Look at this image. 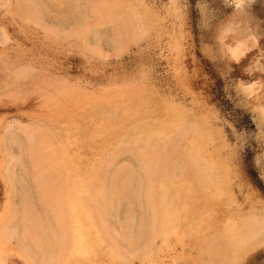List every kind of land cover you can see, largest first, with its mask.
I'll return each mask as SVG.
<instances>
[{
  "label": "rangeland",
  "instance_id": "rangeland-1",
  "mask_svg": "<svg viewBox=\"0 0 264 264\" xmlns=\"http://www.w3.org/2000/svg\"><path fill=\"white\" fill-rule=\"evenodd\" d=\"M251 213L264 0H0V264H264L223 243Z\"/></svg>",
  "mask_w": 264,
  "mask_h": 264
},
{
  "label": "bare ground",
  "instance_id": "bare-ground-1",
  "mask_svg": "<svg viewBox=\"0 0 264 264\" xmlns=\"http://www.w3.org/2000/svg\"><path fill=\"white\" fill-rule=\"evenodd\" d=\"M46 11V10H45ZM103 124V123H102ZM189 126V128L188 129H185L184 131H182L181 133H180V136H181V140H186L187 139V132H189V131H191V132H193V131H195V132H197L198 133V135H199V137L200 136H202V135H208L209 136V134H210V132H208V129L207 128H205V130L204 129H199L198 131H197V127H198V125H196V124H190V125H188ZM211 135V134H210ZM212 136V135H211ZM207 138V137H206ZM210 138V137H209ZM204 139V138H203ZM208 139V138H207ZM206 140V139H205ZM202 141V140H201ZM204 141V140H203ZM205 143V142H204ZM209 143V142H208ZM52 145V144H51ZM174 146V145H173ZM170 147V148H168L167 149V151H166V153H164L163 155H162V160L163 161H171L172 160V158H173V154H174V151H175V148L178 146V145H175V147ZM199 148V147H198ZM201 150V149H200ZM200 150H198V153H199V151ZM51 152V151H50ZM192 152V151H191ZM54 153V152H53ZM187 154V153H186ZM203 155V154H202ZM63 157L65 156V154H63L62 155ZM191 159L193 160L192 161V163H197V165H200V162L199 161H203V159L201 160H199V159H197V160H195V158H193V157H191ZM173 161H175V159H173ZM49 163H50V161H49ZM207 166L206 165H204V168L201 170L202 172H204L205 170V168H206ZM169 170V169H168ZM68 172H70V171H68ZM72 173H74V171L72 172ZM159 174V173H158ZM161 174V173H160ZM35 175V174H34ZM70 175V174H69ZM151 175V174H150ZM149 174H148V176H150ZM39 176V175H38ZM43 176V175H42ZM217 177V176H216ZM203 178H205V177H203ZM72 179V178H71ZM23 180H25V181H27L25 178L23 179ZM73 180V179H72ZM75 181V180H74ZM153 181H156L155 179H153ZM129 182V181H128ZM209 182V181H208ZM68 183V182H67ZM72 183H74V182H72ZM128 184H130V183H128ZM64 185V184H63ZM62 185V186H63ZM60 187V189L59 190H57L55 193H53L54 195H56V196H59L58 197V203H60V202H62V201H64V200H66V198L67 197H65V194H64V192H63V187ZM36 187V186H35ZM199 187V186H198ZM23 188H25V187H23ZM48 188V187H47ZM73 186H72V189L71 190H73ZM126 188H127V186H126ZM151 188V187H150ZM150 188L148 187L146 190L149 192L150 191ZM205 185L203 184V183H201V186H200V188H198L199 190H201V191H203V190H205ZM31 189V188H30ZM50 189V188H49ZM67 189V188H66ZM65 189V190H66ZM143 189V188H142ZM74 192H75V189L73 190ZM27 194H28V192H26ZM26 193H25V195H26ZM59 193V194H58ZM75 194H76V192H75ZM128 194V193H127ZM73 196H74V193L72 194ZM71 197V196H70ZM28 198H29V195H28ZM27 197L25 198V203L27 204L26 205V209H25V213H24V220L25 221H30V224L32 225V229H34V230H38V229H40V228H42V224L41 225H36L35 223H37L36 222V220H35V216H34V214L33 213H31V212H29L28 211V208L30 207L29 205L30 204H32L31 202H30V199H28ZM35 198V197H34ZM39 198V197H38ZM42 198V197H41ZM40 198V199H41ZM76 198V197H75ZM74 199V198H73ZM78 199V198H77ZM79 200V199H78ZM181 200H182V198H181ZM33 201V200H32ZM73 201V200H72ZM182 202H184V201H182ZM67 203V202H66ZM73 203H77V202H73ZM73 206H74V204H73ZM75 206H77V205H75ZM79 207V206H78ZM36 208V207H35ZM54 208V207H53ZM74 208V207H73ZM130 208V207H129ZM158 209H159V212H158ZM157 211V212H156ZM149 212H151L152 213V215H151V217H150V219H148V216L146 215V217H144V222H143V224L145 223L146 225H148V224H150V225H155L156 223H157V221H156V219L158 218V216L160 217V218H165V219H169V217H170V212L169 211H166L165 209H163V208H161V206L159 205V206H156L155 208L153 207V209L152 208H150L149 209ZM81 214V213H80ZM154 214H156V217H155V215ZM257 214V213H256ZM255 213H251V214H247V215H244V216H242L241 218H239L240 220H238L235 224H234V226H232V225H230V230L232 231V234L230 235V236H226V238H225V242L223 241V243H224V246H225V248H228V247H230V250L231 251H235V253H236V251L237 250H239L240 249V247H241V245L244 243V244H246V245H249V244H253V243H257V244H259V243H261V242H263L264 241V216H262L261 218L259 217L258 218V216L256 215ZM259 215V214H258ZM261 215V214H260ZM79 216V215H78ZM72 217H73V215H72ZM74 217H76V216H74ZM156 218V219H155ZM38 219V218H37ZM75 219V218H74ZM73 219V220H74ZM81 221V219H79V222ZM83 222L85 221V219L84 220H82ZM81 221V222H82ZM33 222H35V223H33ZM44 222V221H43ZM74 222V221H73ZM86 222V221H85ZM129 222L131 223V219L129 220ZM239 222V223H238ZM75 223V225L77 224L76 222H74ZM241 223V226L240 227H238V225ZM129 224V223H128ZM28 225V224H27ZM74 225V224H73ZM130 225V224H129ZM89 226V225H88ZM87 225L86 226H84L86 229H87V227H88ZM128 226V225H127ZM228 226V225H227ZM74 227V226H73ZM72 227V228H73ZM25 229H27V227L25 228ZM30 229V228H29ZM29 229H28V231H29ZM80 229V228H79ZM85 229V230H86ZM74 230V229H73ZM234 230V231H233ZM20 231H22V229L20 230ZM38 231H40V230H38ZM156 231V230H155ZM29 232H31V230L29 231ZM75 232V231H74ZM73 232V233H74ZM80 232H82L81 230H80ZM71 233H72V231L70 232V235H71ZM79 233V232H78ZM82 233H84V232H82ZM153 233V232H152ZM21 234H22V232H21ZM37 234H39L40 235V237H41V240H42V236H41V233H38L37 232ZM76 234H77V232H76ZM76 234H73V235H76ZM81 233H79V235H80ZM86 234H88V232H86ZM89 236V235H88ZM26 237V236H25ZM78 237V236H77ZM83 237V236H82ZM86 237V236H85ZM139 237H142V236H139ZM224 237V236H223ZM21 238L23 239V235H21ZM39 238V237H38ZM89 238V237H88ZM27 239H28V237H27ZM74 239V238H73ZM80 239H82V238H80ZM130 239H132V236H131V238ZM209 239V238H208ZM28 240H30V239H28ZM72 238L70 239V242H68V244H70V243H73V241H75V239L74 240H72ZM40 241V240H39ZM30 242H31V240H30ZM46 242H47V240H46ZM212 242H214V241H212ZM35 243H36V241H35ZM31 244H34V243H31ZM36 244H38V241H37V243ZM86 244V243H85ZM206 244V243H205ZM215 244V243H214ZM213 244V245H214ZM182 245V244H181ZM87 246V245H86ZM37 247H39V246H37ZM84 247V246H83ZM82 247V248H83ZM39 248H41V247H39ZM42 248H45V247H42ZM41 248V250H43ZM76 248H79V246H77ZM86 248H88V247H86ZM212 248H214L213 246H209V253H213L214 255H215V252H216V250H215V252H214V250L212 249ZM205 249V248H204ZM215 249V248H214ZM217 249V248H216ZM87 250V249H86ZM229 250V249H228ZM228 250H225V251H228ZM81 252V251H80ZM222 252V251H221ZM217 253V252H216ZM218 256H219V253L217 254ZM221 255V254H220ZM213 256V255H212ZM217 256V257H218ZM217 257H215V258H217ZM214 259V258H213ZM214 260H216V259H214ZM219 261V260H218ZM222 263H223V261H222Z\"/></svg>",
  "mask_w": 264,
  "mask_h": 264
}]
</instances>
